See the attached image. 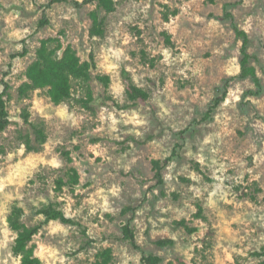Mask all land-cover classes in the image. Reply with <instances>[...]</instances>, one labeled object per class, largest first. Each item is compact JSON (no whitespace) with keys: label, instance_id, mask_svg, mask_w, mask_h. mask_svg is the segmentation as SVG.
I'll use <instances>...</instances> for the list:
<instances>
[{"label":"rangeland","instance_id":"rangeland-1","mask_svg":"<svg viewBox=\"0 0 264 264\" xmlns=\"http://www.w3.org/2000/svg\"><path fill=\"white\" fill-rule=\"evenodd\" d=\"M50 1L0 0V92L3 82L11 87L10 122L0 132V264H20L7 221L14 205L24 209L26 225L43 224L33 240L43 264H96L107 248L111 264H142L148 255L161 264H258L255 253L264 248V0H114L116 10L101 13L104 37L90 35L96 4L77 8L84 0H61L47 8ZM43 11L49 25L39 29ZM233 23L249 36L260 91L240 78L241 41ZM50 38L82 62L95 57L90 79L74 81L71 99L59 105L47 89L18 95L41 42ZM125 72L150 94L147 101L128 99ZM98 76L110 77V84ZM226 84L225 101L211 112ZM31 125H43L47 135L39 151L25 145ZM157 161L163 185L155 178ZM71 169L79 184L57 188ZM50 204L80 226L45 223L36 211ZM179 221L197 231L186 232ZM129 222L137 248L123 237ZM160 239L175 243L161 248Z\"/></svg>","mask_w":264,"mask_h":264},{"label":"trees","instance_id":"trees-1","mask_svg":"<svg viewBox=\"0 0 264 264\" xmlns=\"http://www.w3.org/2000/svg\"><path fill=\"white\" fill-rule=\"evenodd\" d=\"M61 0H52L47 4L50 8ZM209 3H215L218 0H205ZM77 8L88 4H96L97 10L90 14L91 28L90 35L92 37H104L106 33V19L101 13L106 15L116 10V2L114 0H84L83 2L74 3ZM227 18H231L230 13H225ZM49 25V19L46 11L38 23V28H44ZM235 36L241 41V79H251L258 89L261 90V80L257 74L256 68L251 64V55L249 53V36L245 30L233 23ZM24 56V54L22 55ZM95 57L91 54L89 62H82L76 51L71 47L64 48L62 43L57 39H45L41 42L37 50L36 60L28 67L26 76L27 81L18 88V95L22 99H26L31 92L39 89H47L48 95L52 102L59 105L71 99L73 93L74 81H88L90 79L91 70L95 68ZM97 79L105 85L110 84V77L98 76ZM125 80L127 82V97L130 101L136 103L147 101L150 94L136 86L131 77L125 72ZM10 85L3 82V90L0 92V132L7 129L10 122V113L8 108V98ZM228 94V84L219 91V95L213 100L211 112L218 108L226 99ZM27 118V117H26ZM32 135L26 136L25 145L29 151H39L46 143L47 135L43 125H31ZM34 137V138H33ZM167 163V161H166ZM165 163V164H166ZM195 169L203 176H206L201 169L200 164H194ZM155 178L159 185L164 184L163 165L160 162L155 163ZM80 176L78 172L71 169L65 178H59L56 181L57 188L62 189L65 186L71 188L79 184ZM127 207L123 210V214L130 211ZM203 210L199 208V216H202ZM37 215L45 217V223L50 221H60L63 224L80 226V224L72 218H69L65 212L56 204H50L47 207L36 211ZM24 209L18 205H14L10 215L8 216L9 227L16 233V238L12 248V252L16 257L20 258V264H43L42 260L36 255V249L33 245L34 238L41 231L43 224L28 226L23 221ZM176 226L184 228L186 232L193 234L196 228L190 227L185 221L175 223ZM122 233L125 240L137 248L135 232L131 223H127L122 227ZM173 239H160L156 241V245L161 248L174 245ZM260 258L258 264H264V248L260 253H255ZM96 264H111L113 259V251L107 248L99 252L96 256ZM162 259L156 255H148L142 258V264H161Z\"/></svg>","mask_w":264,"mask_h":264}]
</instances>
